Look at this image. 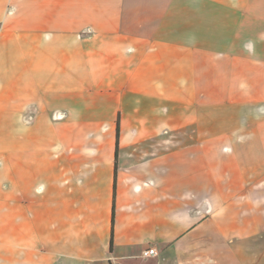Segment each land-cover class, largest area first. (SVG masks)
Wrapping results in <instances>:
<instances>
[{
    "label": "crops",
    "instance_id": "obj_1",
    "mask_svg": "<svg viewBox=\"0 0 264 264\" xmlns=\"http://www.w3.org/2000/svg\"><path fill=\"white\" fill-rule=\"evenodd\" d=\"M0 264H264V0H0Z\"/></svg>",
    "mask_w": 264,
    "mask_h": 264
},
{
    "label": "built area",
    "instance_id": "obj_2",
    "mask_svg": "<svg viewBox=\"0 0 264 264\" xmlns=\"http://www.w3.org/2000/svg\"><path fill=\"white\" fill-rule=\"evenodd\" d=\"M159 256V251L156 247H149L142 253L144 259L155 258Z\"/></svg>",
    "mask_w": 264,
    "mask_h": 264
}]
</instances>
